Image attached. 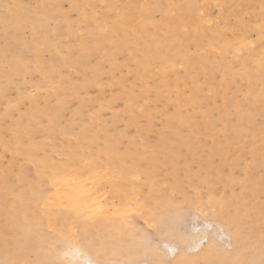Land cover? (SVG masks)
I'll use <instances>...</instances> for the list:
<instances>
[{"label":"rangeland","instance_id":"1","mask_svg":"<svg viewBox=\"0 0 264 264\" xmlns=\"http://www.w3.org/2000/svg\"><path fill=\"white\" fill-rule=\"evenodd\" d=\"M0 17V129L6 130L5 139H12L8 132L22 117L34 119V113L51 107L44 136L36 135L34 140L44 142L62 175L76 171L72 163L85 153L79 143L87 125L102 127L99 134L113 137L120 151L130 153L128 161H138L143 168L160 133L187 140L179 152L183 156L178 159L177 184L161 167L151 176L150 186L142 173L132 175L134 191L167 198L175 211L160 233L158 223L147 224L142 217L147 199L138 196L117 224L133 228L130 240L146 255L115 262L159 264L172 259L168 245L175 252L196 254L212 240L217 251L210 244L204 257L213 252L228 255V229L209 200L249 199L246 187L255 178L264 190V162L251 168L253 159L248 155L253 149L257 158L264 157V140L257 134L260 129L264 133V0H0ZM37 32L41 39L35 42ZM71 47L79 52L70 64L54 62L55 70H49L54 50L67 56ZM35 48L42 50V65L48 69L19 73L27 57L13 61L6 52L19 57ZM110 62L116 67L112 72ZM202 120L205 124H200ZM61 127L68 132H57ZM16 144L23 150L12 157L7 149ZM36 146L32 141L0 144V171L23 164L27 182L42 186L47 197L50 183L33 179L31 164L23 160L24 156L43 157ZM196 147V152L187 153ZM209 155L215 161L226 160L213 170L208 167V161L213 162ZM98 159L102 162L103 157ZM100 172L104 175L95 181L103 184L102 201L111 212L118 199L108 187L122 175L115 167ZM256 199L263 205V220L258 223L263 230L264 192ZM47 206L41 211L31 209V221L49 219L48 210L55 206ZM249 215L255 219L253 212ZM99 218H93L98 225L102 224ZM217 223L223 225L222 232ZM202 228L206 229L199 237ZM22 256L26 261L21 264L32 259L30 253ZM201 259L198 255L195 262Z\"/></svg>","mask_w":264,"mask_h":264},{"label":"bare ground","instance_id":"2","mask_svg":"<svg viewBox=\"0 0 264 264\" xmlns=\"http://www.w3.org/2000/svg\"><path fill=\"white\" fill-rule=\"evenodd\" d=\"M44 20L42 19L39 22L42 27V35L45 33L43 31ZM2 21L3 19L0 17V22ZM40 37L41 33H35V42H38L41 39ZM126 44L127 42L124 43V46ZM52 46H54V43L50 47ZM127 49L125 47V50ZM41 52V49L35 48L26 51L27 55L19 57L11 55L9 51L6 54L12 56L13 61L16 58L21 60L22 57H27L18 67L20 73L41 69L45 71L48 68L49 70H55L54 62L68 65L74 53L79 52V49L76 47L69 48L67 56H61L54 50V60L51 61L53 64L48 68L42 65ZM115 68V64L110 62L109 70L112 72ZM51 110V107L46 106V108L42 109V112L34 113L36 114L34 119L22 117L12 133L8 132L12 136L10 140L3 137L6 130L0 129V144L6 141H13L17 142L18 145H24L32 141L33 143L35 142L36 147L42 149L44 155L40 159L24 156L23 160L31 164L33 179L42 183L46 181L51 185V191L46 197L45 189H41L42 186L36 188L33 183L27 182V169L23 164L18 167L10 165L5 170L0 171V264H21L26 261L22 255L25 256L28 253L31 254L32 259L27 261V264H40L41 261L42 264L44 261H46L45 264H54V262L55 264H88L89 260H102L105 264H122L115 262V259L126 261L137 257L139 253L146 255L143 250L137 248L133 240H130L133 228L117 224V222L121 221L117 218H122L128 210H131V205L135 206V201H138L139 196L142 199H147L142 217L147 224L158 223L160 232L164 228V221L175 210L172 201L167 198L159 199V197L152 194L144 195L138 193L136 189L134 191L132 175L142 173L145 175V184L150 186L151 176L157 173L161 167L172 178V184H177L179 181L175 178V175L179 170L178 159L183 156L179 152L186 145L187 140L182 139L181 136L173 135L170 131L169 133L172 136L164 135L166 132L160 133L161 139L159 138L155 144L154 151L143 161L144 165H146L143 168L138 161H128L127 158L130 157V153L128 151H120L117 145L112 143L115 140L113 137L100 135L99 132H102V127L93 129L87 125L86 129H83L81 143H79V145L84 147L85 153L73 161L72 165H74L73 169H76L75 172L62 175L58 171V167L54 165L50 155H48L44 142L34 140L36 135L44 136V120ZM216 116L220 117V115ZM213 119L214 115H211L209 120L213 121ZM204 122L202 120L200 124H205ZM56 130L55 128L52 129L54 132ZM57 132L67 133L68 131L61 127V130ZM14 133L15 136H13ZM188 133L189 131L186 132V134ZM257 134L261 135L264 140V133L261 129ZM197 149L198 147L189 148L187 153H191L190 150L196 152ZM22 150L23 147L17 146V144L15 147L7 149L12 157L14 154H20ZM136 154L138 156L137 159L140 160L142 152L138 151ZM248 155L253 159L251 168H258L260 166L258 164L264 162V157L257 158L256 151L253 149L248 151ZM100 157H103L102 162L98 159ZM210 157L212 158V156ZM187 159L188 157H186ZM212 159L213 162L212 160L208 161V167L212 165L213 170L217 166L221 167L222 164L219 163L226 160H224V157L217 161L214 160L216 157ZM205 162L204 160L202 163L205 164ZM202 163L198 164L201 166ZM230 165H235V163L231 162ZM108 167L117 168L122 175L117 183L110 184V187H108L112 195L118 199L116 206L111 209V212H109L106 203L102 201L104 196L103 184L95 181V179H99V177L104 175L100 172V169H108ZM123 180H126L125 185L122 184ZM246 192L249 194V199L237 198V202H224L217 199L209 200L212 206H217L218 213L216 217L228 229V232H225L228 236L226 239L229 238L231 244L228 255L223 256L213 252L209 256L204 257L206 247L210 246V244L216 250L213 240L212 243H209L196 254L181 251L175 252L173 247L168 245L171 250L168 247L167 250L169 249V253L172 251L170 255L173 254L172 259L169 261L170 264H260L262 258H264V229L260 230L258 223L263 220L261 215L263 205L256 197L264 190L260 188L255 178L249 181ZM49 204L55 206L48 210L51 214L49 219L37 217L34 221H31L33 217L29 215L31 209L35 208L41 211ZM245 204L247 205L244 206ZM251 212H253L255 217L253 220L249 215ZM227 213L234 217V220ZM94 216L100 217L102 224L98 225L99 223L93 220ZM256 220L257 223L254 224ZM221 223H217L215 227L221 229L222 232L224 229ZM201 226L205 227V225ZM210 226L212 225L210 224ZM80 227L86 229V231H81ZM205 229L202 228L196 235L200 234L199 237H203ZM61 232L69 235L79 233L81 236L86 237L89 243L79 245V251L76 250L77 246H73L70 249L67 245H61L59 249H52L53 251L48 249L46 247L47 244L49 243V247H53L54 239ZM212 234L214 233L212 232ZM105 237H109L111 242H107L104 239ZM203 239H200L199 242ZM196 245L198 243H194L192 246ZM198 255L202 256V259L196 263L195 258ZM110 260L113 261L110 262Z\"/></svg>","mask_w":264,"mask_h":264},{"label":"snow or ice","instance_id":"3","mask_svg":"<svg viewBox=\"0 0 264 264\" xmlns=\"http://www.w3.org/2000/svg\"><path fill=\"white\" fill-rule=\"evenodd\" d=\"M85 243H89L86 237L81 236L79 233H72L69 235L68 233L61 232L57 238L54 239L53 247L55 249H59L61 245H67L70 249L73 246H77V251H79V245H83ZM55 264V262H54ZM88 264H103L102 261L99 260H89ZM159 264H170L169 261L161 260ZM261 264H264V260L261 261Z\"/></svg>","mask_w":264,"mask_h":264}]
</instances>
